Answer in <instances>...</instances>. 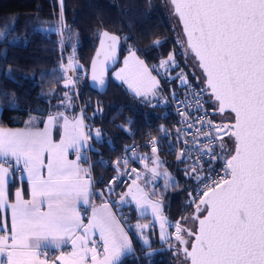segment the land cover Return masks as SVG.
<instances>
[{
	"label": "snow or ice",
	"instance_id": "snow-or-ice-1",
	"mask_svg": "<svg viewBox=\"0 0 264 264\" xmlns=\"http://www.w3.org/2000/svg\"><path fill=\"white\" fill-rule=\"evenodd\" d=\"M169 3L171 13L182 21L188 36L184 55H188L190 47L200 62L199 66L207 73L206 83L212 93L210 99L214 98L219 112L229 110L234 121L223 128L214 126L212 131L203 133L212 136L214 132L224 131L225 135L230 136L233 144L230 152L222 136L218 145L221 159L225 154L229 157L224 160L223 171L230 178L220 177L217 180L200 177L196 168L201 165L197 163L192 166V173H196L193 178L203 180V187L191 203L195 204V212L203 213V216H195L198 222L195 231L185 229L179 223L175 225V239L184 245L182 250L177 251H182L183 264H264V0H169ZM59 5L60 21L63 23L64 0H59ZM103 35L114 43L119 39L109 36L107 32ZM4 36L5 33L0 32V38ZM160 43L159 39L152 42L153 46ZM132 57L135 59V53H132ZM136 63L147 73L142 61L136 59ZM125 64H128L127 59ZM165 65L178 67L173 53L160 62L161 67ZM68 66L72 67L71 58ZM4 76L15 79L11 68L5 71ZM176 78L182 79V76ZM93 79H97L95 74ZM150 81L148 87L134 89L137 95L146 96L155 89L158 81L154 77H150ZM183 82L186 83V80ZM103 83L101 79L100 84ZM204 91L206 89H201V92ZM0 95L14 99L7 92ZM173 99H177L175 93ZM194 103L200 106L201 102L197 98ZM176 110L181 116L185 115L180 108ZM203 119L197 118L201 123ZM55 120V116H49L43 130L31 126L23 130L6 131L0 128V205L6 203L5 189L12 179L9 169L27 173L32 197L30 201H25L21 192L17 191L16 203L10 205V229L6 221L0 223V233H4L0 235V256L5 257L0 259V264H48L46 260H38L33 251L41 247L39 237L42 234L61 238L56 247L60 243H70L74 249L72 255L76 258L73 264L89 259V253L92 264H98L96 249L88 246L95 243L88 237L90 229L95 228L100 229V240L103 241V264H123L122 257L135 256V250L122 230L119 233L112 230L114 218H97L94 212L93 222L81 228L83 221L76 211V203L81 200L84 204L88 203L90 189L89 181L81 176L87 170L76 163L81 159L87 162V152L80 155L87 139L80 131L82 122L76 121L69 132V122L65 118L66 138L62 137L59 143H54L50 126ZM192 126L186 124V127ZM161 131L167 135L165 129L161 128ZM100 135L97 131V138ZM180 139L178 129L177 140ZM182 142L188 144L187 140ZM212 143L209 140L199 149L203 155L211 154L209 163L218 155L210 147ZM152 145L155 153V141H152ZM172 147L175 148V145ZM69 148L74 149L76 161L68 160ZM45 153L48 154L47 164L44 161ZM191 155V151L184 149L177 159L183 162V158ZM152 172L155 174V169ZM185 174L189 173L186 171ZM127 195L143 209L142 215L150 210L152 215L161 219V239L167 240L163 232L166 220L158 215L159 205L151 203L139 187L136 193L129 189ZM119 203L127 201L121 200ZM45 204L47 212L41 210ZM201 205L205 207L201 208ZM191 218L181 219L187 221ZM135 227L148 226L137 224ZM77 229L83 235H76ZM182 233L192 237L193 243L184 239ZM64 236L69 239H62ZM31 237L37 239L30 241ZM143 244L151 247L147 238ZM59 259L64 258L61 256Z\"/></svg>",
	"mask_w": 264,
	"mask_h": 264
},
{
	"label": "trees",
	"instance_id": "trees-1",
	"mask_svg": "<svg viewBox=\"0 0 264 264\" xmlns=\"http://www.w3.org/2000/svg\"><path fill=\"white\" fill-rule=\"evenodd\" d=\"M176 24L166 0H64L63 23L59 0H0V32L5 33L0 38V93L7 92L14 98L0 95V126L22 127L30 117H36L39 125L42 124L49 111V93L66 79L67 53L74 48L78 64L74 69L68 68L67 74L71 81L72 77L76 78L72 84L83 122L101 134L97 138L86 132V152L92 160L91 171L96 178L92 199L112 201L113 192L107 181L116 165L108 162L128 145L154 135L171 123L168 101L173 93L179 95L187 83H202L194 64L184 55L185 45ZM102 30L120 38L116 67L129 51H134L146 62L159 82L153 94H132L112 75L113 70L109 73L105 92L90 88L88 64ZM156 39L161 43L153 46ZM169 53L174 54L178 67L160 66ZM9 68L14 80L4 76ZM178 75L184 76L186 83L180 82L176 78ZM164 94L167 99L162 98ZM154 141L160 167L169 173L170 180L165 186L157 183L158 188H163L161 196L156 193L150 196L163 203L164 213L171 222L170 241L175 242L173 224L179 223L183 228L192 225V219L187 225L181 218L191 217L195 206L191 201L202 180L193 177L196 173L205 177L206 172L196 169V173H192L186 157L183 162L177 159L179 153L172 147L174 142L169 136L159 135ZM139 151L152 152V149L142 145ZM82 160L90 173L88 157L87 162ZM130 163L133 161L127 164ZM117 186L121 190L124 185ZM11 188L10 182V191ZM148 238L150 248L139 240L132 242L135 256L122 257L123 264H175L176 256L180 255L178 243L167 247L159 240L154 225L148 229Z\"/></svg>",
	"mask_w": 264,
	"mask_h": 264
},
{
	"label": "crops",
	"instance_id": "crops-1",
	"mask_svg": "<svg viewBox=\"0 0 264 264\" xmlns=\"http://www.w3.org/2000/svg\"><path fill=\"white\" fill-rule=\"evenodd\" d=\"M132 53H135L134 51L127 52L121 59L120 65L114 68L113 70V76L118 79L125 87L126 89L131 92L132 94L136 96V91L134 90L136 87H140L141 89H144L150 85V77H154L156 81H158L157 77L154 75V73L150 70L149 66L144 62L136 53H135V59L132 57ZM128 60V64H125V60ZM136 59L143 62L144 66L147 68V73L143 71V69L136 63ZM124 70L123 72L121 70ZM119 74V75H118ZM68 84H65V80L63 81L62 85L60 87L54 88L49 93V105L51 103V100L56 96V103L58 104V111L63 112L65 108H68L67 105L70 104L71 101H68L66 97H70L69 90H71L72 94L74 96L76 93L74 92V87L72 84L71 79H67ZM159 86V82L156 85L155 89H157ZM154 90V89H153ZM67 95V96H65ZM65 96V97H64ZM76 97V96H75ZM50 108V107H49ZM51 112L48 111L47 115L44 117L42 124L39 125V120L36 117H30L26 124L22 127H1L4 130H23L28 126H31L36 129L43 130L47 126L48 118L49 116H55L50 115ZM56 117V120L53 125L50 126L51 128V138L54 143H59L60 139L62 137H65L64 132V120L65 118L68 120V129L69 132H71L73 126L75 125L76 121H80V118H77L74 116H64L63 114H58ZM83 121V118H82ZM81 121V122H82ZM84 125V124H83ZM80 131L83 132L84 136L86 137V133L83 131L82 123L80 125ZM87 141V139H86ZM86 151L85 146L81 149L80 155L83 156L84 152ZM67 158L70 161H76V153L74 149L69 148L67 152ZM48 154H44V161L45 164H47ZM76 163L79 165L81 169H86V165L83 162V160L76 161ZM7 167L6 165H4ZM9 175L12 177V179L7 183L6 185V195L5 200L6 203L4 205H0V223H4L5 221L8 224V228L10 229L11 226V208L10 205L16 203V196L15 193L17 191L21 192L22 199L25 201H30L32 199L30 194L31 185L27 180V173H12L9 169ZM46 176V172H45ZM82 179H87L89 181L90 189H89V196H88V203L84 204L82 200L78 203H76V211L81 217L83 223L81 224V228L86 227L90 225L93 222V213L95 212L97 218H105V217H111L113 219V223L111 225L112 230L119 233L121 230L131 242L134 240H142V237L148 238V229L150 227H142L137 228L135 227L137 224L144 226L146 225L144 221H139L137 223L129 222L128 221V214L123 209H119L116 206V203L114 204L112 201L103 199L100 201H94L92 199L93 196V181L90 173L86 171L85 173L81 174ZM12 183L11 191L9 189V183ZM131 182V181H129ZM128 182V183H129ZM127 183V184H128ZM126 184V185H127ZM125 186V185H124ZM123 186V188H124ZM113 192L112 199L119 197V191L120 189L116 184L110 187ZM25 190V191H24ZM118 194V195H117ZM117 195V196H116ZM111 197V196H110ZM39 199V198H38ZM115 205V206H114ZM118 209V210H117ZM44 212L48 211V208L46 204L41 209ZM88 211L87 217L83 216L84 211ZM124 213H123V212ZM148 217V216H147ZM6 232H8L9 235H11L10 231L8 229H5ZM141 232L143 233L141 235ZM4 233H0V235H3ZM76 235H83V233L80 231V229L76 230ZM88 237L90 241H94L95 243H90L88 246L91 248H95L97 251V262L98 264H103L104 261V252H103V241L100 240V229H90L88 233ZM37 237H31V240H35ZM61 238L59 237H53V236H46L41 235L39 237V242L41 247L38 249H34L35 257L38 258V260L41 261H47L48 264H73V261L76 259L73 257L72 253L74 251L73 246L70 243H60L59 247H56V244L60 241ZM62 239L67 240L69 237L64 236ZM149 240V238H148ZM142 242V241H141ZM79 245V241H77V246ZM133 247V244H132ZM89 259L80 262V264H92V261L90 259L91 253L88 254ZM63 257L64 259L61 260L59 257ZM4 256H0V259H4Z\"/></svg>",
	"mask_w": 264,
	"mask_h": 264
},
{
	"label": "built area",
	"instance_id": "built-area-1",
	"mask_svg": "<svg viewBox=\"0 0 264 264\" xmlns=\"http://www.w3.org/2000/svg\"><path fill=\"white\" fill-rule=\"evenodd\" d=\"M72 82H76V78L72 77ZM201 89H204L203 86L199 83H187L184 88L181 90V93L177 95V99H169V110L171 112V123L165 126L163 129L166 130L167 136L173 140L174 145L176 147L177 152L179 153L181 150L187 149L191 151V157H186L188 166L192 168L194 164H199L201 167H197L196 169H204L206 172L205 177H212L219 180L220 177H226L227 174L223 171L224 168V160L228 159V157H223L221 159L219 153V137L225 135L224 132L213 133L212 136L203 135L206 131H212L213 127H221L223 128V122L217 114H215L213 106L209 101L207 92H201ZM198 94L195 96L193 94ZM200 100V106L194 103L195 99ZM180 101H185L186 103H180ZM190 105V106H188ZM177 108H180L185 115L181 116L179 112H177ZM204 118L203 123L198 122L197 118ZM211 122V123H209ZM186 124H192V127H186ZM180 130L181 139L177 140V130ZM197 129H200V132H197ZM159 135H165V132H162L161 129L157 131L154 135L146 136L139 141L128 145L125 149H123L115 158L110 160V163H114L115 172L109 177L107 181V185L110 187L114 184L116 185H125L130 180H132L139 172H140V161L143 159L140 155L142 152L139 151L142 145H147V147H153L152 141H154L155 137ZM187 140L188 144H184L182 141ZM196 141V146L193 147V141ZM212 140L213 143L210 147L213 149V152L218 155L211 163L209 160L211 159V154L203 155L199 149L201 145L208 144V141ZM88 163L90 168V175L92 177L93 185L96 181V178L93 176L91 171V163L92 160L89 157L88 153ZM133 161V163L127 164L128 162ZM7 167L8 165L5 164ZM14 173H18V171H14ZM111 182V183H110ZM203 187V180L197 189L194 192V199ZM198 202V201H197ZM195 205V204H194ZM88 211H84L83 216L87 217ZM176 223L173 224L175 227Z\"/></svg>",
	"mask_w": 264,
	"mask_h": 264
},
{
	"label": "rangeland",
	"instance_id": "rangeland-1",
	"mask_svg": "<svg viewBox=\"0 0 264 264\" xmlns=\"http://www.w3.org/2000/svg\"><path fill=\"white\" fill-rule=\"evenodd\" d=\"M177 27H178V25H177ZM73 53H74V48L69 50L67 53L68 64H69V58H71L72 67H69L66 63L67 66L65 67V71H64L66 73L65 84H68L67 79L68 80L71 79L70 75L67 74V69L68 68L74 69L78 64L76 59L74 58ZM67 75H68V77H67ZM112 75H113V72H112ZM185 80H186L185 77L182 76V79H180V82H183ZM74 92H75V90H74ZM152 92H149V93H152ZM69 93H70V97H68V98L66 97V99L68 101H71V102L69 105H67L68 108L63 109L64 110L63 112L58 111L59 110L58 104L56 103L57 98H56V96H54V98L51 100V103L49 105V107H50L49 112H51L50 115L57 116L58 114H63L64 116H69V117H73V118L75 116L77 118H80L81 119L80 121H82V113L80 110V106L78 104L77 97H75L76 95L74 96V94H72L71 90H69ZM156 93H158L157 90H156ZM65 96H67V95H65ZM162 98L165 99L166 95L164 94V96H162ZM82 127H83L84 133L87 132V134L90 133L94 136L96 135L97 131L94 128H91V127L89 128L83 121H82ZM85 148L86 149L88 148L87 141L85 142ZM140 156L143 158L140 161L141 162L140 163V172L132 180H130L131 182H129L127 185L124 186L123 189H121L119 191V193H118L119 197L112 199V202L114 204L116 203L117 208L123 209L124 211H126V213L128 214V221L129 222L134 223L137 221V223H138L139 221H142V222L144 221V223L148 227L154 225L157 229L159 240L165 242L167 247H169L170 244L171 245H174V243L179 244L178 241H175V242L170 241L169 226H170L171 222L168 220V218L166 217V215L164 213L163 203L158 198L150 196V193L151 194L156 193L157 196H161L160 192H162L163 188H158L156 185H157V183L160 182L162 186H165L166 182H169V180H170L169 173L160 167L161 166V160H160V157L158 156L157 152H155V153L153 151L152 152H143ZM152 169H155V174H153ZM137 187H139L143 191V193L146 194L147 199L150 200L151 203L159 205L158 215L161 218H164L166 220L165 226L163 228V232L167 235V237H168L167 240L161 239V227H160L161 219H158L157 216L152 215L150 210L146 214L142 215L143 209L140 208L139 206H137L136 201L133 200L130 195H127V193L129 192V189H131L133 191V193H136ZM137 195H139V194L137 193ZM121 200L127 201V203L120 204L119 202ZM184 224L190 225L191 220L189 219V220L185 221ZM146 237H144V238L142 237V240H141L142 243ZM177 246L178 245H176V247ZM175 264H183V259L181 258V256L179 254L176 256Z\"/></svg>",
	"mask_w": 264,
	"mask_h": 264
},
{
	"label": "water",
	"instance_id": "water-1",
	"mask_svg": "<svg viewBox=\"0 0 264 264\" xmlns=\"http://www.w3.org/2000/svg\"><path fill=\"white\" fill-rule=\"evenodd\" d=\"M166 2L168 4L169 10H170L171 5L169 3V0H166ZM170 13H171V11H170ZM171 15H173V14L171 13ZM173 16L175 18L176 23L179 26V30H180L181 35H182V41L186 47L188 36L184 30V25L178 16H175V15H173ZM104 32H107L109 34V36L119 37L115 33L109 32L107 30H102L99 34L98 39H97L95 49L91 55V58H90V61L88 64V69H87V81H88L90 88L99 92V93H103L107 89L109 73H110V71L114 70V68L118 64L119 50H120V38L114 43L111 39H108L103 35ZM188 57L190 58V60L194 64L196 70L198 71L199 75L201 76V81H202L201 85L203 86L204 89H206L209 101L211 102V104L213 106L215 114H217L222 120H224V122L222 123L223 127L225 125H229V124L233 123L234 121H232V119L229 115V110H226L223 113L219 112L217 110L216 103L213 102L214 98L210 99L212 93H211V89L208 87V85L206 83L207 73L203 70L202 67L199 66L200 62H199L198 58H195V53L191 50L190 47H188ZM94 74L97 77V79H95V80L93 79ZM101 79L104 81L103 85L100 84ZM225 131H226V129H225ZM222 132H224V131H222ZM227 178H230V177H227ZM204 198H206V197H204ZM204 207H205L204 205H201V208H204ZM196 215H200L202 217L203 213H196L195 212V206H194L193 212L191 214L192 225L190 227H186L185 229L195 231L198 228V222L195 220ZM182 236L184 239H187L190 244L193 243L192 237H190L186 234L182 235ZM183 247H184V245L179 242L177 248L182 250ZM180 255H181V258L183 259L182 251H180Z\"/></svg>",
	"mask_w": 264,
	"mask_h": 264
},
{
	"label": "flooded vegetation",
	"instance_id": "flooded-vegetation-1",
	"mask_svg": "<svg viewBox=\"0 0 264 264\" xmlns=\"http://www.w3.org/2000/svg\"><path fill=\"white\" fill-rule=\"evenodd\" d=\"M222 137H223V142L226 143V145H227V150L228 149L231 150L233 148V144H232L230 136L223 135Z\"/></svg>",
	"mask_w": 264,
	"mask_h": 264
}]
</instances>
